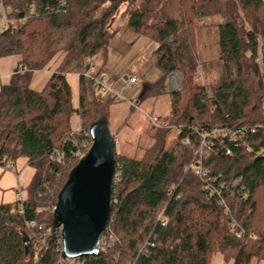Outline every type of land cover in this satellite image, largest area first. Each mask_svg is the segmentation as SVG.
<instances>
[{"label":"trees","instance_id":"trees-1","mask_svg":"<svg viewBox=\"0 0 264 264\" xmlns=\"http://www.w3.org/2000/svg\"><path fill=\"white\" fill-rule=\"evenodd\" d=\"M134 1L0 0L9 7V16L31 14L29 5L36 9L26 23L0 28V58L19 57L10 80H0V158H24L35 168L24 213L16 212V202L0 204V264H62L56 247L61 224L53 210H40L39 201L45 198L36 192L44 190V173L51 185L59 173L61 182L51 198L56 203L77 161L65 168L49 164L48 155L68 136L78 115L88 129L97 122L109 126L108 109L117 100L100 95L93 81L79 75L75 102L68 75L82 73L99 53L107 56L109 24L124 3ZM215 14L223 18L216 24L219 54L214 66L220 73L217 81L207 83L201 80V67H207L197 61L196 39L200 26ZM126 27L155 43L162 72L136 98L168 93L165 119L171 126H153L150 140L133 154L118 153L115 145L106 228L114 245L79 259L82 264H213L220 253L232 264L264 261V158L247 148L264 147V0H141L127 9ZM45 68L50 77L42 90H34L33 73ZM178 69L184 74L181 89L165 93L167 74ZM94 75L103 73L96 69ZM216 125L259 126L246 144L209 140L203 165L229 211L205 188L196 173L197 158L192 161L199 131Z\"/></svg>","mask_w":264,"mask_h":264},{"label":"rangeland","instance_id":"rangeland-1","mask_svg":"<svg viewBox=\"0 0 264 264\" xmlns=\"http://www.w3.org/2000/svg\"><path fill=\"white\" fill-rule=\"evenodd\" d=\"M141 0H135L130 4L124 3L114 17L113 21L109 24V31L112 32L115 30H121L124 26H126L127 19V9L134 8L139 5ZM126 10V11H125ZM221 15H213L211 18L207 20V26H200L202 29L199 32L196 44L198 49V62L202 65L206 63V67L202 69L201 67V80L202 82L212 83L218 80L219 77V68L216 65V60L219 54L218 47V38H217V29L216 24L222 21ZM114 22V24H113ZM113 25V26H112ZM142 37V36H141ZM150 39V38H149ZM151 40V39H150ZM152 41V40H151ZM152 43H154L152 41ZM155 44V43H154ZM156 47V45H154ZM149 49L148 54L145 53V59L149 62L152 61V56L154 55V51L151 49L153 46H146ZM153 51V52H152ZM261 56H258V63L260 61ZM18 55H7L0 58V80L3 82H8L10 80V75L16 68L18 64ZM204 62V63H203ZM160 70V69H159ZM174 73L175 78L179 81V87L176 89L170 90V76ZM51 74V70L45 68L43 70H38L33 73L31 88L34 90H42L48 81ZM162 72L160 71V75L153 82L148 83H156V81L161 76ZM68 79L73 88L74 100L75 102L78 100V79L79 76L77 74H69ZM184 80V74L181 70H175L167 74V79L165 81L164 91L166 92H176L179 91L182 87V83ZM148 83L144 82L143 85H148ZM141 85L140 88H143ZM135 86L131 87L134 88ZM148 88V87H147ZM125 90V89H124ZM124 90L122 91L123 97L119 98L117 96V100L110 104L108 109L109 116V129L111 133L115 136L116 139V150L118 153H122L124 155L133 154L134 151L138 149V145L144 144L147 140H150V135L155 131L153 126L162 128L153 124V122L149 119L151 114L158 115L162 117H166L170 111L171 105V97L168 93L159 95V96H150L147 95L143 97V99L139 100L134 96V101H131L132 98L125 94ZM120 91V90H118ZM138 94V93H137ZM133 97V98H134ZM131 99V100H130ZM79 115L75 117L74 122L72 123L70 130L68 132V136L71 133L72 129L76 127V124L81 122ZM83 123V121H82ZM84 124V123H83ZM171 126V125H170ZM174 127V125H172ZM168 128V127H167ZM176 129V128H175ZM178 131V130H177ZM179 132V131H178ZM67 136V137H68ZM175 139V134L171 133L169 135V141H173ZM198 149V145L195 148V152ZM195 154L193 156L192 161L196 159ZM77 162L79 161L76 160ZM75 162V161H74ZM72 162V164L74 163ZM14 167L11 170H6L0 165V204L1 203H17L19 198L16 196V192L21 188L23 196L26 197L28 195V188L33 181V177L35 174L34 166L30 165L26 159L20 158L16 161H12ZM70 164H67L65 168H67ZM61 182V175L56 178L55 188ZM43 203L42 207L40 206V210L44 209L46 205L44 202L39 201V203ZM49 211V210H45ZM163 215V214H162ZM162 215L158 220L162 219ZM34 236L35 232H31ZM144 245V244H143ZM141 246V248L143 247ZM140 248V249H141ZM218 253L217 255H219ZM215 255V256H217ZM260 262V261H259Z\"/></svg>","mask_w":264,"mask_h":264},{"label":"built area","instance_id":"built-area-1","mask_svg":"<svg viewBox=\"0 0 264 264\" xmlns=\"http://www.w3.org/2000/svg\"><path fill=\"white\" fill-rule=\"evenodd\" d=\"M29 12L31 14H22L20 16H9L8 10L9 7L4 5L3 3H0V28L6 29L9 27L16 28L21 24H24L28 21V19L36 13V9L34 6L29 5L28 6ZM89 61H91V57H87ZM90 67L88 69H85L82 73L77 74L82 75L86 80L93 81L95 87L98 89L100 95H103L105 97H112V96H118L119 98L123 97L122 91H118L111 85L109 82V79L106 75H102L100 77H97L94 75L95 68L92 64H89ZM170 88L176 89L179 87V81L175 78L174 73L170 76ZM138 83V77L136 75H127V78L124 81L125 87H131ZM138 94H136L137 97ZM132 98L131 101H134ZM149 119L153 122V124L160 126L162 128L170 127L169 122L162 116L153 115L151 114L149 116ZM81 120V118H80ZM259 126H213L210 128L203 129L202 131H199L200 134V142L198 144V149L195 152V157H197V162H195L196 166V173L200 176L201 180L203 181L205 188L208 189L209 193L213 196H216L219 201L223 204H225V197L223 193L221 192L220 187L214 185V179L212 177H209L207 174V169L203 165L204 159L207 157V150L209 148V140L212 139H222V138H228L229 140L236 141L239 143H245L247 142L250 135L255 134L257 132V128ZM174 128L176 130H181V125H174ZM194 132H197L194 130ZM189 140V136H186L183 138L184 142H187ZM93 143V139L90 134V130L86 128V126L81 122L76 124V127L72 129L71 133L68 137L64 139L62 144L58 147H55L48 155L49 164L50 163H60L62 165H67L72 162H74L77 159H80L91 147ZM248 145V144H247ZM249 150L258 157L264 158V147L261 148H251L247 147ZM226 154L232 155V151L230 149L226 150ZM0 165L6 169L11 170L14 167V164L11 160H9L6 156H3L0 158ZM57 177L59 176V173L56 174ZM116 175V174H115ZM115 179V178H114ZM241 179H236L233 182V186H236ZM115 182V180H114ZM41 189L36 192L37 195H41L45 199L41 200L46 204L44 206L45 210H55L56 203H53L52 197L55 193V184L51 185V181L47 179L45 173L42 177V185ZM16 196L19 198L16 207V212L19 214H23L25 211V200L26 197L23 196V193L21 191V188L16 192ZM40 200V201H41ZM225 209L229 211L228 206L225 204ZM164 223V222H162ZM35 222H27V226L33 227L35 226ZM107 224L105 227V230L103 231L101 238L99 240L98 248L107 250L111 248L114 245V239L113 236L110 238L109 233L111 232L110 229H107ZM106 231V232H105ZM34 236L37 239L36 234ZM39 243H44V239H39ZM149 242L146 241L141 248V251L145 249ZM150 245H153V243H150ZM57 252L59 253V256L61 258L62 264H82V261L79 258H70L63 256V245H62V237H60V240L58 241ZM135 264V263H131Z\"/></svg>","mask_w":264,"mask_h":264},{"label":"water","instance_id":"water-1","mask_svg":"<svg viewBox=\"0 0 264 264\" xmlns=\"http://www.w3.org/2000/svg\"><path fill=\"white\" fill-rule=\"evenodd\" d=\"M89 130L93 143L71 169L54 210L61 224L63 256L70 258L98 253L111 212L116 139L105 122L94 123Z\"/></svg>","mask_w":264,"mask_h":264},{"label":"crops","instance_id":"crops-1","mask_svg":"<svg viewBox=\"0 0 264 264\" xmlns=\"http://www.w3.org/2000/svg\"><path fill=\"white\" fill-rule=\"evenodd\" d=\"M113 30L107 56L103 57L99 53L93 57L92 65L95 70H101L103 75L108 77L109 82L115 89L120 91L125 89V94L133 98L142 91L143 88L140 87L144 82H153L160 75V70L156 65V56L153 55L152 61L149 62L145 59V53L148 54L149 52L146 46H153L152 50H155L156 47L149 38L139 36L127 29L126 26L121 30ZM127 75L138 77V83L133 85L134 88H131L133 86L125 87L124 81ZM213 264H232V262L227 263L223 256L219 254L213 258ZM251 264H264V261L254 260Z\"/></svg>","mask_w":264,"mask_h":264},{"label":"bare ground","instance_id":"bare-ground-1","mask_svg":"<svg viewBox=\"0 0 264 264\" xmlns=\"http://www.w3.org/2000/svg\"><path fill=\"white\" fill-rule=\"evenodd\" d=\"M239 183H240V182H239ZM239 183H238V184H239Z\"/></svg>","mask_w":264,"mask_h":264}]
</instances>
